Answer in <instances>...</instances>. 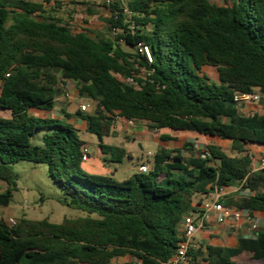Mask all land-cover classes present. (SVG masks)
<instances>
[{"label": "trees", "instance_id": "obj_1", "mask_svg": "<svg viewBox=\"0 0 264 264\" xmlns=\"http://www.w3.org/2000/svg\"><path fill=\"white\" fill-rule=\"evenodd\" d=\"M46 3L0 0V111L9 114L0 116V207L12 200L13 165L26 161L46 165L61 203L86 216L59 223L20 218L13 226L0 218V264H111L123 257L172 264L183 216L220 190L240 185L253 195L218 202L264 212V170L253 171L246 149L264 145V115L245 116L233 100L258 93L264 103V0H127L128 13L102 3L111 37L72 30L74 11L59 16ZM138 46L148 48L150 60ZM66 81L95 102L94 114L76 115L110 162L127 155L102 143L115 118L228 141L234 154L216 145L201 152L187 142L185 155L160 148L145 174L123 181L89 174L82 168L85 143L72 125L29 115L50 111ZM42 130L48 133L36 145ZM243 253L254 261L244 264H264V230L239 238L235 248L209 246L201 258L190 248L184 264H236L232 259Z\"/></svg>", "mask_w": 264, "mask_h": 264}, {"label": "rangeland", "instance_id": "obj_2", "mask_svg": "<svg viewBox=\"0 0 264 264\" xmlns=\"http://www.w3.org/2000/svg\"><path fill=\"white\" fill-rule=\"evenodd\" d=\"M29 1L34 2V0ZM40 1L42 2L43 0ZM210 1L213 2V0ZM84 2L85 3L81 6H84L85 9L83 12L87 17L85 18V16H82V18L88 22L87 25L90 26V30L93 32L91 35L98 34L111 37L107 30L109 15H104L103 11L105 10H103L104 7L101 0H84ZM126 2L127 0H122V6H125ZM46 5L47 3L45 6ZM71 25L72 30L80 31L74 28L73 24ZM204 71L211 80L216 81V71L214 68L207 66L204 68ZM79 102L78 98H75L72 101V107H76ZM81 102L87 106V111L83 112V114H94L95 104L89 97H82ZM259 104L261 105V102ZM0 116H7V113L0 111ZM115 119L119 122H123L118 118ZM119 128L121 133L118 134V132L115 131L114 134L103 137L102 142L111 145L118 142L119 146L123 144V147L128 151V155L124 157L122 162H106L112 172H114V170L117 171L114 179L123 181L135 173L137 168L141 165H147L149 168H152L153 156L160 147L158 146L159 143L157 140L154 139L151 134H142L137 129L135 133L134 127L127 123L119 126ZM124 129L127 131L129 137L125 138L122 135ZM44 133H48V131H36L32 139L33 143L41 145V138ZM78 135L85 143L84 148L88 153H94L95 148L100 143L98 137L87 130L78 131ZM185 136L189 138L188 140H194V142L189 141L188 143L194 144L195 149H198V151L204 152L208 145H216L221 147L224 153L228 155L234 154L231 150V144L228 141H222L218 138L203 137L193 133H186ZM181 139L184 140L183 138ZM185 141L186 140H184V142ZM13 171L16 179L12 186V200L7 207H0V218H13L14 220L26 218L30 220H47L51 223H59L64 218L73 219L86 216L84 212L71 209L61 203V199L63 198L61 188L47 175L46 165L20 161L13 165ZM4 190L5 184L0 182V193ZM128 258L129 257L118 258L113 262L121 260L117 264H133L131 261H128ZM251 262L254 261L251 260L248 254H244L235 259L236 264Z\"/></svg>", "mask_w": 264, "mask_h": 264}, {"label": "crops", "instance_id": "obj_3", "mask_svg": "<svg viewBox=\"0 0 264 264\" xmlns=\"http://www.w3.org/2000/svg\"><path fill=\"white\" fill-rule=\"evenodd\" d=\"M34 2L40 3V0H34ZM213 2L222 4V0H213ZM69 4V0H48L47 5L44 8L45 9H52L54 8L55 11L59 14V16H66L68 12L74 11L73 20L70 21L71 24L74 25V28L78 30H82L84 32H88L89 34L93 33L90 30V26H88V22L82 18L84 15L83 10L85 9L84 6ZM48 7V8H47ZM104 15L110 17L109 10L107 8H103ZM72 13V12H71ZM87 16H85L86 18ZM79 31V32H80ZM65 83H70L71 85V96L70 98L64 97V86L62 89V94L58 96L54 102V106L50 111H40V110H30L29 115L33 117L38 118H52L57 119L61 122L67 123L72 125L76 130L83 131L87 130L86 122L79 116L76 115V113L79 111V106L83 104L81 102L82 97L79 95L76 85L71 81H66ZM78 98L80 101L76 107H72V101ZM94 102V101H93ZM257 103L247 104L244 106H241L239 108V111L241 114L247 116V115H253L257 113L258 115H264V103L261 102V105ZM95 104V102H94ZM85 105V104H84ZM4 112V111H1ZM7 113V112H4ZM9 114L7 113V116L2 117H8ZM73 116V117H72ZM124 123H127L125 121L119 122L116 121L114 126L111 129V134H114L115 131L121 133L119 126L123 125ZM128 124V123H127ZM129 125V124H128ZM134 127L135 133L137 130L141 132L142 134H151L154 139L157 140L159 143V147L166 148L167 150H181L182 154L184 152L182 151V146L184 143L187 142H194V140H188L189 138L185 136L186 133H193L196 135H200L195 132H189V131H172L169 129H152L150 125L145 121H138L135 122L134 125H130ZM133 129V128H132ZM123 136L129 137L127 131L123 130ZM116 135V134H115ZM160 136H169L170 139L167 141H161ZM202 136V135H201ZM207 137V136H203ZM186 140L184 142V140ZM211 138V137H209ZM103 143V142H102ZM105 145H111L109 143H103ZM112 146H118V142L113 143ZM122 148L123 144H122ZM125 149V148H124ZM246 149L251 152L253 155V166L255 164V161L264 154V145H251L246 147ZM198 150V149H196ZM126 154L128 155V151L125 149ZM176 154V153H173ZM110 156L107 154H103L99 147L97 146L94 150V153L89 154V159L87 162L82 163V168L85 172L89 174H95V175H107L115 178V174L117 173L116 170L112 172V170L108 167L106 162L109 161ZM151 169V168H150ZM133 173L132 175L136 174ZM130 175L129 177H131ZM128 177V178H129ZM127 179V178H126ZM229 196L232 197V199L239 203L241 200H244L248 198L249 196L253 195V192H250L248 190H243L240 188V185H236L234 187L225 189V192L222 193V196ZM205 203V201L203 202ZM233 209H236V211L240 212V218L238 220H235L232 216H227L223 222L217 221V215L216 212H210L207 216L202 215V209L199 208L196 212L193 213V216L196 218L197 222V230L193 236V243L195 244V248L198 250V257L201 258L205 256L206 254V248L209 246L212 247H223V248H235L237 246V240L239 238H248L253 237L258 234V232L264 230V212H249L240 209L237 207H230ZM250 217V221H247L246 217ZM256 224L255 228H252V225ZM178 236H182V230L180 228L178 232ZM243 253L235 258H233V262H235L236 258H239L243 256ZM249 255V254H248ZM121 260H117V262H112V264H117ZM128 261H131L132 263H135L132 258H128ZM205 264V263H201Z\"/></svg>", "mask_w": 264, "mask_h": 264}, {"label": "built area", "instance_id": "obj_4", "mask_svg": "<svg viewBox=\"0 0 264 264\" xmlns=\"http://www.w3.org/2000/svg\"><path fill=\"white\" fill-rule=\"evenodd\" d=\"M72 1V0H69ZM101 2L109 6L111 4H119L122 6V0H101ZM123 7L124 13H128L127 9L125 6ZM130 29H133L130 27ZM111 34L114 35L116 34L117 30L111 29ZM138 52L144 53L148 60H150V54L149 50L146 46H138ZM9 74H6V77H8ZM64 97L65 98H70L71 96V85L70 83H65L64 84ZM261 96L258 93H246V94H235L234 95V102L237 105L238 108L241 106L247 105V104H252V103H257L260 101ZM79 110L81 112H86L87 111V106L82 104L79 106ZM129 125H134V121H125ZM89 159V153L88 151L84 148L83 151V156H82V161L87 162ZM150 170L149 166L147 165H141L137 168V173L145 174ZM258 170H264V154H262L256 161L253 166V171H258ZM223 191L225 189L220 190L217 192L212 200L206 201L205 203L202 204V215L207 216L208 213L210 212H216L218 213L217 215V221L218 222H223L227 216H232L235 220H238L240 218V212L236 211V209L229 208L223 206L221 203L218 202V199L222 196ZM247 221H250V217H246ZM6 223L9 226H13L15 224V220L13 218H6L5 219ZM181 230H182V236L180 237L181 242L178 245V248L176 250L175 255L173 256L171 262L172 264H184L186 263L187 260V252L190 248H195V244L193 243V236L197 230V222L196 218L193 216V213H187L183 216L180 224ZM256 224L252 225V228H255Z\"/></svg>", "mask_w": 264, "mask_h": 264}, {"label": "water", "instance_id": "obj_5", "mask_svg": "<svg viewBox=\"0 0 264 264\" xmlns=\"http://www.w3.org/2000/svg\"><path fill=\"white\" fill-rule=\"evenodd\" d=\"M120 146L122 147V144Z\"/></svg>", "mask_w": 264, "mask_h": 264}]
</instances>
